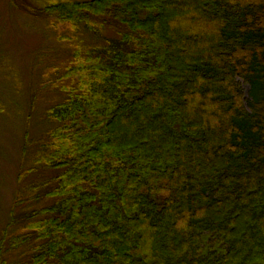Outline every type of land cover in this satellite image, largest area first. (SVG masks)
<instances>
[{
	"label": "trees",
	"instance_id": "obj_1",
	"mask_svg": "<svg viewBox=\"0 0 264 264\" xmlns=\"http://www.w3.org/2000/svg\"><path fill=\"white\" fill-rule=\"evenodd\" d=\"M39 13L71 58L0 264H264V0Z\"/></svg>",
	"mask_w": 264,
	"mask_h": 264
},
{
	"label": "rangeland",
	"instance_id": "obj_2",
	"mask_svg": "<svg viewBox=\"0 0 264 264\" xmlns=\"http://www.w3.org/2000/svg\"><path fill=\"white\" fill-rule=\"evenodd\" d=\"M57 1L0 0V240L6 237V248L20 226L9 228L13 207L21 215L28 204L16 203L29 196L31 183L44 177L38 172L18 181L22 170L35 165L38 142L51 129L47 111L62 98L58 88H50L51 80L64 74L71 58L70 42L58 38L69 30L62 24L55 27L57 19L39 13ZM243 88L248 97L249 86ZM26 134L33 142L24 155Z\"/></svg>",
	"mask_w": 264,
	"mask_h": 264
}]
</instances>
